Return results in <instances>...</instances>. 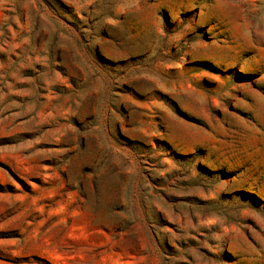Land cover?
<instances>
[{
    "label": "rangeland",
    "instance_id": "1",
    "mask_svg": "<svg viewBox=\"0 0 264 264\" xmlns=\"http://www.w3.org/2000/svg\"><path fill=\"white\" fill-rule=\"evenodd\" d=\"M0 264H264V0H0Z\"/></svg>",
    "mask_w": 264,
    "mask_h": 264
}]
</instances>
